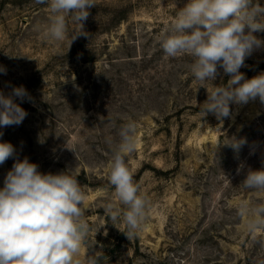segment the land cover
<instances>
[{"label":"rangeland","instance_id":"1","mask_svg":"<svg viewBox=\"0 0 264 264\" xmlns=\"http://www.w3.org/2000/svg\"><path fill=\"white\" fill-rule=\"evenodd\" d=\"M188 0H96L83 31L68 41L45 40V5L0 0V91L24 86L31 96L16 103L28 113L0 128L17 158L43 173L70 171L85 194L92 231L81 257L99 251L98 264H264V230L250 234L241 202L264 203V193L240 186L247 171L264 167V104L231 105L230 118L204 117V102L220 75L201 87L190 71L192 57L168 58L159 38ZM264 5V0H259ZM69 30H79L70 23ZM264 39V32L255 33ZM247 79L264 73V48L240 69ZM136 124V150L126 158L141 195L146 220L131 240L105 206L123 211L109 183V138ZM248 141L237 155L223 143ZM255 147L253 154H250ZM15 158L0 165V188ZM105 224L95 234V229ZM105 230L107 236L104 235Z\"/></svg>","mask_w":264,"mask_h":264},{"label":"clouds","instance_id":"2","mask_svg":"<svg viewBox=\"0 0 264 264\" xmlns=\"http://www.w3.org/2000/svg\"><path fill=\"white\" fill-rule=\"evenodd\" d=\"M45 5L48 23L41 30L43 39L51 42L68 41V50L83 31L89 9L96 0H35ZM79 30H69V24ZM264 32V5L259 0H188L180 8L159 38L168 58L181 55L192 57L190 71L201 87L220 75L230 77L223 86H215L204 102V117L212 114L217 120L230 118L231 105H246L257 99L264 104V73L247 79L240 71L254 51L264 48V39L255 33ZM0 73L6 69L0 66ZM31 101L24 86H14L8 95L0 91V128L20 125L28 113L16 103ZM3 136V132H0ZM111 149L109 183L123 211L112 203L105 206L111 224L126 225L123 232L133 239L146 220L149 206L134 181L126 158L136 150V124L129 121L118 131V140L109 138ZM237 155L248 144L245 137L230 138L223 143ZM255 147L250 154H253ZM15 158L0 188V264H98L99 251H91L86 258L81 250L92 231L86 220L85 194L78 179L68 171L43 173L39 165L17 158L10 142H0V165ZM238 165L236 173L244 174L239 187L245 191L264 193V167L244 171ZM238 215L246 218L250 234L264 230V203L252 205L241 202ZM95 229V234L104 226ZM104 235L107 236L105 230Z\"/></svg>","mask_w":264,"mask_h":264}]
</instances>
